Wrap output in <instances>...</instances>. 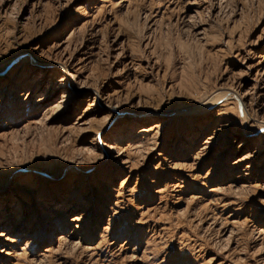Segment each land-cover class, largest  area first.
I'll use <instances>...</instances> for the list:
<instances>
[{"label":"rangeland","instance_id":"1","mask_svg":"<svg viewBox=\"0 0 264 264\" xmlns=\"http://www.w3.org/2000/svg\"><path fill=\"white\" fill-rule=\"evenodd\" d=\"M263 58L264 0H0V264H264Z\"/></svg>","mask_w":264,"mask_h":264},{"label":"bare ground","instance_id":"2","mask_svg":"<svg viewBox=\"0 0 264 264\" xmlns=\"http://www.w3.org/2000/svg\"><path fill=\"white\" fill-rule=\"evenodd\" d=\"M53 62H54V65H58L57 67L63 73V77L60 79V82L58 85V90H57V91L62 92V95H61L60 100H58V103L54 106L55 108L58 106V104H62V105L65 104L67 102V99H69L71 97V95L75 94L77 96H81L82 94L85 93V91L91 90L88 85H85L86 83L85 84L83 83V84H81V86L76 87V84L77 83L79 84V82H78L79 74L77 72H75V73L72 72L73 69L70 65L69 60H67V59L65 60L64 57L63 58L57 57L56 59L53 60ZM258 67H261L262 75H264V58L256 65V68H258ZM68 90H70V92ZM262 95H264V94H262ZM52 97H53V95L51 94L49 96V98H44L43 100H41V103H44V102L48 101L49 99H52ZM241 102H242L243 106L246 104L244 97L241 98ZM109 108H112V107H109ZM78 119H80V118H78ZM140 121H142V120H140ZM154 128H156V126ZM140 133H144V132H140ZM116 144H118V143H116ZM113 149L114 148L111 147V150H113ZM116 159H119V157H117ZM3 235H4L3 233H0V237H3Z\"/></svg>","mask_w":264,"mask_h":264}]
</instances>
